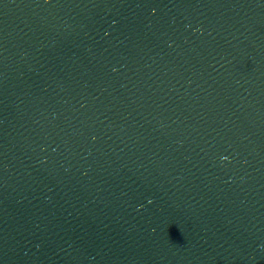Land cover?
Returning <instances> with one entry per match:
<instances>
[{
    "label": "water",
    "instance_id": "water-1",
    "mask_svg": "<svg viewBox=\"0 0 264 264\" xmlns=\"http://www.w3.org/2000/svg\"><path fill=\"white\" fill-rule=\"evenodd\" d=\"M0 264H264V0H0Z\"/></svg>",
    "mask_w": 264,
    "mask_h": 264
}]
</instances>
